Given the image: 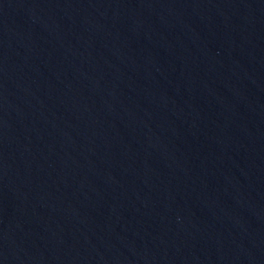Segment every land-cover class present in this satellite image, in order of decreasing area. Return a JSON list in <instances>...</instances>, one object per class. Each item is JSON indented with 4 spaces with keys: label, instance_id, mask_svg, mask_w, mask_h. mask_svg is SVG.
<instances>
[{
    "label": "water",
    "instance_id": "95a60500",
    "mask_svg": "<svg viewBox=\"0 0 264 264\" xmlns=\"http://www.w3.org/2000/svg\"><path fill=\"white\" fill-rule=\"evenodd\" d=\"M0 264H264V0H0Z\"/></svg>",
    "mask_w": 264,
    "mask_h": 264
}]
</instances>
